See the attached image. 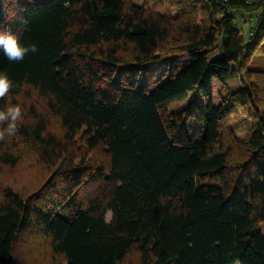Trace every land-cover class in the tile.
<instances>
[{
    "label": "trees",
    "instance_id": "16d2710c",
    "mask_svg": "<svg viewBox=\"0 0 264 264\" xmlns=\"http://www.w3.org/2000/svg\"><path fill=\"white\" fill-rule=\"evenodd\" d=\"M7 30L38 52L0 50L15 84L0 108H24L0 163L34 149L52 173L3 188L0 264L37 238L51 264H264V0H0Z\"/></svg>",
    "mask_w": 264,
    "mask_h": 264
},
{
    "label": "rangeland",
    "instance_id": "374dc122",
    "mask_svg": "<svg viewBox=\"0 0 264 264\" xmlns=\"http://www.w3.org/2000/svg\"><path fill=\"white\" fill-rule=\"evenodd\" d=\"M135 2L143 3L145 0H132ZM149 6L151 8H154V4L150 3ZM159 10V8H157ZM240 26L245 28V25L242 21L238 22ZM185 58V57H183ZM257 63L264 64V55H261L260 57H257L255 59ZM163 66L157 65V68L161 70ZM260 80L262 86H264V75L260 74ZM230 85L233 89H238L241 86V79L240 77H237L235 79L230 80ZM221 89V86L219 84L215 85L216 92ZM261 94V93H260ZM15 99L21 101L24 106L26 107V111L32 112L33 109H37L39 115L43 114L46 115L48 118V122L50 124L49 128L51 131L57 130V121L54 116H51L48 112V110H45V107L43 105H39V103L35 102L34 100H37V92H33V94H29L27 91H23L16 95L14 97ZM10 98V102H11ZM38 102L41 103L43 100L41 97H38ZM20 103V102H19ZM173 104L172 106H174ZM180 105V104H179ZM39 106V107H37ZM243 112L239 111V113L235 116H231L229 119V123L227 124L228 127L236 128L235 129V135L238 137L239 140L243 141L245 138L248 126L251 124L248 118H243L242 116ZM230 124V125H229ZM81 136L79 137L80 140ZM77 145H80V142L77 143ZM96 154L97 156L102 155L99 151L98 152H91L89 156H92ZM52 173V168L48 166L40 157H38L36 151L34 149H30L29 152L25 153V156L21 158L18 163L14 166L9 164H3L0 163V199L3 195V188L6 186H11L14 189H18L20 191H24L30 193L34 191L45 179H47L50 174ZM111 218V213H108L107 219L108 221ZM28 238V236H25V240ZM37 246L40 248L35 249L34 251L28 250V252L25 251V243L19 245L16 248V251L21 256V260L23 264H51V255H50V249H47V246L42 244L41 240L39 238L36 239ZM27 248V247H26ZM44 249V251L48 254V256L45 258V256L38 255L39 251L41 249ZM140 258L139 255L136 253L131 252L125 259L123 264H139ZM234 264H241L240 261H236Z\"/></svg>",
    "mask_w": 264,
    "mask_h": 264
},
{
    "label": "clouds",
    "instance_id": "9594fccd",
    "mask_svg": "<svg viewBox=\"0 0 264 264\" xmlns=\"http://www.w3.org/2000/svg\"><path fill=\"white\" fill-rule=\"evenodd\" d=\"M0 50L10 62L23 61L29 53H37L38 46L35 43L25 44L20 36L10 30L0 31ZM14 81L4 70H0V98L6 97L12 88ZM24 119V108L20 103L6 102L0 108V140L5 136H11L17 131L18 123Z\"/></svg>",
    "mask_w": 264,
    "mask_h": 264
}]
</instances>
